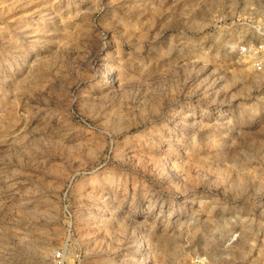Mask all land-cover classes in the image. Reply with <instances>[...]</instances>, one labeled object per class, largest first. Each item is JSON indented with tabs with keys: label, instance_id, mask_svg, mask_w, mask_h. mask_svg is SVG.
I'll use <instances>...</instances> for the list:
<instances>
[{
	"label": "rangeland",
	"instance_id": "rangeland-1",
	"mask_svg": "<svg viewBox=\"0 0 264 264\" xmlns=\"http://www.w3.org/2000/svg\"><path fill=\"white\" fill-rule=\"evenodd\" d=\"M264 0H0V264H264Z\"/></svg>",
	"mask_w": 264,
	"mask_h": 264
},
{
	"label": "built area",
	"instance_id": "built-area-1",
	"mask_svg": "<svg viewBox=\"0 0 264 264\" xmlns=\"http://www.w3.org/2000/svg\"><path fill=\"white\" fill-rule=\"evenodd\" d=\"M241 54L247 55L253 61L254 67L258 71L263 70L264 45H260L257 47L250 44H246L242 48Z\"/></svg>",
	"mask_w": 264,
	"mask_h": 264
}]
</instances>
